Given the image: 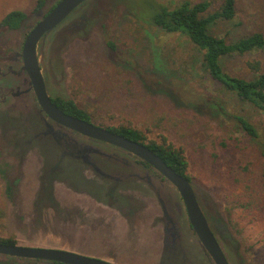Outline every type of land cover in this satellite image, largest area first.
<instances>
[{
	"label": "rangeland",
	"instance_id": "rangeland-1",
	"mask_svg": "<svg viewBox=\"0 0 264 264\" xmlns=\"http://www.w3.org/2000/svg\"><path fill=\"white\" fill-rule=\"evenodd\" d=\"M58 1L0 0V22L15 10L27 15L30 26L31 22L38 21L40 10L45 14ZM159 1L170 8L186 1L193 4L208 1L210 12L219 9L223 2ZM236 7L235 20L219 21L210 28L212 34L225 37L229 42L256 32L264 34V0H236ZM140 8L139 0H95L76 20L71 18L77 10L44 37L39 54L52 84L57 85L52 89L72 99L99 126L131 125L145 134L147 143H160L164 137L183 149L203 209L208 217L224 223L232 237L233 241L222 237L220 240L231 264H264V186L259 173L260 152L251 141L248 145L244 143L248 147L245 151L236 148L235 139L244 136L234 120L203 108L205 100L212 101L219 94L212 84L204 81L202 55L195 46L186 36L168 34L139 22L136 13ZM84 13L86 18L83 19ZM22 37L21 32L11 33L0 28V42L4 41L0 50L15 46ZM249 60H260L264 67V51L234 57L224 63V68L233 75L245 76L244 68ZM31 98L28 94L15 98L0 115V208L5 212L0 220V239L13 238L27 246L82 251L88 247V240L108 243L127 236L128 244L119 248L128 259L118 264H160L156 241L162 239L163 209L158 195L141 182H137V190L146 196L139 201L145 211L139 220L142 224H137L134 232L128 231L127 220L119 216H125L128 207L136 206L138 201L123 198L121 203L113 201L109 206L112 199L106 192H95L100 201H106V207L91 202L93 213L101 217L97 218L99 225L96 224L94 230L89 228L86 214L80 215L78 223L72 227L62 223L64 217L55 221L54 209L45 210L51 217L50 228L36 225L43 222L34 217L38 214L36 209L41 198L36 195L46 163L36 159L39 153L45 159L46 155L35 143L31 147L40 148L36 157L32 155L26 163L21 162L18 152L32 138L30 129L26 131L16 122L20 116L29 120ZM224 99L231 103L230 96ZM244 114L264 135V115L252 110H244ZM41 189L40 186L39 191ZM54 190L61 204L79 199L78 194L65 185L58 183ZM163 191L165 195L160 202L170 209L179 225L178 231L182 232L179 251L174 257L177 264H212L190 229L177 191L172 185H165ZM178 205L182 208L180 214ZM58 206L61 210L60 204ZM135 231L138 235L133 241ZM189 254V260H184ZM162 264H168L167 257Z\"/></svg>",
	"mask_w": 264,
	"mask_h": 264
},
{
	"label": "flooded vegetation",
	"instance_id": "flooded-vegetation-1",
	"mask_svg": "<svg viewBox=\"0 0 264 264\" xmlns=\"http://www.w3.org/2000/svg\"><path fill=\"white\" fill-rule=\"evenodd\" d=\"M60 1L53 4L48 12L53 10V8ZM87 4H83L81 7L77 9V13L72 16L71 19L76 20L77 15L81 14L82 10L85 9ZM38 16V21L35 23H30L32 25L28 26L27 20L23 24V26L18 30H11L8 28L6 31L11 33L21 32L23 33V37L20 42L11 48H4V51L0 50V115L4 114V110L7 109L15 98H19L17 96V84H16V73L19 71L22 65V57L21 53L23 51L24 42L28 34L34 28V26L39 22V20L45 15ZM84 15H82L83 18ZM58 29V28H57ZM50 36V35H49ZM4 41L0 42L2 46ZM42 43V42H41ZM41 45V44H40ZM39 45V46H40ZM39 60L41 61V56L39 54ZM42 64V62L40 63ZM42 70L44 67H41ZM45 79L47 82V86L51 88V92L53 87H57L56 83L52 84L51 79L48 76V72L44 69ZM52 100L57 106L63 111L57 102L58 99L62 100H72L68 99L61 91L56 90L51 93ZM31 99V112L34 114L37 124L44 125L42 129L44 131V139L56 140V143L50 144L48 142L38 143L40 147H42L43 154L46 155V159L39 153V157H37V161H44L43 169V177L41 176V180H39V188L42 189L37 192V196L41 199L38 200V206L36 212L37 216L34 218H40L43 222L36 223L38 227H42L43 229H48L51 226L50 220L51 217H48V214L45 212L46 209H54L57 213L56 219H62L63 224L74 226L78 223V219L80 215L84 216L85 214L89 218L88 225L91 230H94L96 227L97 218H101L100 216L93 213V206L91 202L94 201L96 204L102 205L104 207L107 206L106 201H100L98 195L95 192L108 193V196L112 199V202L109 204L112 205L113 201H118L121 203V200L127 199L132 202L138 201L136 206L128 207L129 211L123 215H120L121 219H126V224L129 232H134L132 230H137L138 225L142 224L139 222L141 217L143 216V212L145 211V206H141L139 204L140 198H146V196L142 195L140 191L137 190V182H141L140 184L146 185L147 188H150L152 191H156L157 193L163 189L165 185H171L170 182L159 172H157L152 166L148 163L139 160L136 156L130 154L128 151L118 148L114 145H110L96 139H91L85 137L77 132H71L62 127L57 126L54 122H52L44 112L41 111V108L37 102L36 97L33 96L32 91L28 94ZM73 101V100H72ZM31 102V101H30ZM82 109V108H81ZM84 110V109H82ZM85 111V110H84ZM6 116V114H5ZM29 121H31L32 116L29 113L27 116ZM92 121V120H91ZM35 120L32 122L34 123ZM93 122V121H92ZM96 124L95 122H93ZM49 124V126H47ZM97 125V124H96ZM40 127V126H38ZM36 127V129L38 128ZM107 128V127H104ZM59 129V130H58ZM58 130V132H56ZM147 143V142H146ZM18 145V143H17ZM16 145V146H17ZM31 145V143H30ZM22 145H20L21 147ZM28 147L26 144L22 146L20 151L18 152V158L22 163H26L28 159L32 158V155L38 154V149ZM10 159V157H8ZM39 159V160H38ZM44 159V160H43ZM117 176V178H114ZM146 178V180H144ZM65 185L67 188H70L73 193L78 194L79 199L70 200L69 204H61L60 200L55 194L54 187L57 184ZM173 187V186H172ZM107 188V189H106ZM106 190V191H105ZM111 194V195H109ZM158 195V194H157ZM160 196V195H158ZM157 196V199L160 202V198ZM36 199V198H35ZM39 199V198H37ZM182 200V199H181ZM60 204L61 210L58 208ZM58 207H57V206ZM114 208L113 206H111ZM127 207V206H126ZM109 208V207H108ZM181 205L177 206L178 214L181 213ZM35 210V209H34ZM90 211V212H89ZM205 214L206 211L204 210ZM32 214V212L30 213ZM164 214V213H163ZM28 215V214H26ZM29 216V215H28ZM165 216V214H164ZM211 228L213 231L221 232V223L216 220L214 217L210 218L206 214ZM113 218V217H112ZM175 217L173 216V219ZM104 219V218H103ZM123 221V220H122ZM105 222V221H103ZM125 223V222H124ZM165 227H163L162 239L156 241V247L158 251V262L159 259L163 255L164 245L167 241L168 236H172L174 239H177L178 236L180 238V232L177 229L178 223L174 219L173 221H168L165 218ZM34 227L35 222L33 223ZM99 225V223L97 224ZM121 226V224H120ZM75 228V227H74ZM116 229V227H114ZM125 230V227H123ZM134 234L133 241L137 239V231ZM124 233V232H123ZM15 240V239H14ZM127 236L123 237L120 241H108V243L100 242L98 240H88L86 248L82 251H72L78 254L93 257L101 260H105L107 262L118 264L121 260H127L123 251L120 250V246L128 244ZM8 245V244H7ZM10 245H21L15 240V244ZM27 246V245H21ZM27 247H41L47 248L43 246H27ZM49 248V247H48ZM61 249V248H56ZM66 250V249H64ZM154 250V249H153ZM70 251V250H68ZM63 264L55 261H48L42 259H33V258H24V257H14L11 255H3L0 254V264ZM173 263L177 264L176 260L173 258Z\"/></svg>",
	"mask_w": 264,
	"mask_h": 264
},
{
	"label": "trees",
	"instance_id": "trees-1",
	"mask_svg": "<svg viewBox=\"0 0 264 264\" xmlns=\"http://www.w3.org/2000/svg\"><path fill=\"white\" fill-rule=\"evenodd\" d=\"M139 4L141 8L136 13L139 22L168 34L186 36L202 55L203 79L212 84L219 94V97L216 95L217 97L212 101L205 100L203 108L234 120L244 136L235 139V146L240 151L248 149L246 146L250 141L256 145L262 157L259 173L264 186V135L247 114H244V110H252L264 115V67L260 60H249L244 68L245 76L233 75L224 68V63L234 57L264 51V34L256 32L235 42H229L225 37L210 32V28L219 21L235 20L236 0H223L219 9L213 12H210L211 5L208 1L196 4L186 1L176 8H170L159 0H139ZM83 17L86 18V13ZM26 20L27 15L24 12L14 10L4 16L0 28L18 30ZM228 96L232 99L231 103H227L224 99ZM57 102L65 113L91 121L90 115L74 101L58 99ZM35 123L37 124L36 118ZM107 129L130 140L146 144L177 173L193 181L184 150L175 147L166 138L163 137L160 143L156 141L146 143L145 134L131 125L120 124L118 127H107ZM4 217L5 212L0 208V220ZM0 243L15 244V240L0 239Z\"/></svg>",
	"mask_w": 264,
	"mask_h": 264
},
{
	"label": "water",
	"instance_id": "water-1",
	"mask_svg": "<svg viewBox=\"0 0 264 264\" xmlns=\"http://www.w3.org/2000/svg\"><path fill=\"white\" fill-rule=\"evenodd\" d=\"M93 1L95 0H60L53 10L45 14L34 26L25 39L23 51L21 53L22 65L16 73V80L19 87L16 92L17 96L19 95V97H22L32 91L41 111L44 112L48 119L54 122L57 126L71 132H77L85 137L96 139L124 149L130 154L136 156L139 160L152 166L170 182L179 194L180 199H182L181 201L184 206L185 215L187 216L190 229L195 234L205 256L208 257L212 264H231L220 240L222 237L227 241H233L232 237L226 225L221 221H219L222 225L221 232L218 230H216V232L213 231L210 225L213 221L209 223L193 181H190L183 175L177 173L154 151L148 148L146 144L130 140L108 130L107 128L96 125L92 121L83 120L67 114L53 102L52 96L50 95L51 88L47 86L44 76L45 72L43 73L44 69L42 70L41 68L43 65L40 64L41 61L39 60V45L44 41L43 39L48 37V34L67 20L75 10L83 4L91 5ZM37 15H43V10H40ZM30 114L32 116L31 121H26L24 116V119L22 116L16 119L19 127L26 129V131L30 129L29 134L32 140L30 142H25L24 144L31 147L33 144H40L41 142H48L50 144H52V142L56 143L57 141L54 139L49 140L43 138L45 135V129H42V127L44 125H38L35 122L32 123L35 120V116L32 113ZM47 126H49V124ZM36 127L38 128L36 129ZM58 130L56 132H58ZM114 178H117V176ZM144 180H146V178ZM154 192L160 195L158 196L160 199L165 195L163 189L158 193L156 191ZM161 206L163 213L165 214L164 218L168 221H173L175 218L173 219V216L170 214V209L168 210L165 203L162 201ZM180 239L181 235L180 238L178 236L177 239H174L172 236L167 237L160 264H162L165 257L168 258V264H174L173 258L179 251ZM0 254L55 261L63 264H113L105 260L84 256L64 249L27 247L21 245H7L3 243H0ZM190 256L191 254L186 255L184 260H189Z\"/></svg>",
	"mask_w": 264,
	"mask_h": 264
}]
</instances>
